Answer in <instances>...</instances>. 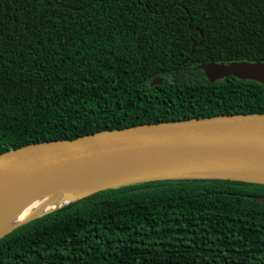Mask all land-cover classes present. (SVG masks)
<instances>
[{"label": "trees", "instance_id": "obj_1", "mask_svg": "<svg viewBox=\"0 0 264 264\" xmlns=\"http://www.w3.org/2000/svg\"><path fill=\"white\" fill-rule=\"evenodd\" d=\"M209 61H264V0H0V155L145 123L264 113V84H210L196 68ZM0 264H264V185L103 190L1 237Z\"/></svg>", "mask_w": 264, "mask_h": 264}, {"label": "water", "instance_id": "obj_2", "mask_svg": "<svg viewBox=\"0 0 264 264\" xmlns=\"http://www.w3.org/2000/svg\"><path fill=\"white\" fill-rule=\"evenodd\" d=\"M196 68L210 84L229 76L264 84V61H209ZM162 82L157 78L151 85ZM120 171L127 172L70 203L103 190L152 181L230 180L264 185V113L145 123L9 150L0 155V215L52 188ZM59 208L26 219L0 238Z\"/></svg>", "mask_w": 264, "mask_h": 264}, {"label": "bare ground", "instance_id": "obj_3", "mask_svg": "<svg viewBox=\"0 0 264 264\" xmlns=\"http://www.w3.org/2000/svg\"><path fill=\"white\" fill-rule=\"evenodd\" d=\"M127 171L114 172L106 176L86 181L70 183L44 191L34 198L21 203L18 207L0 215V235L9 231L26 219L64 206L91 191L96 185L111 178L123 175Z\"/></svg>", "mask_w": 264, "mask_h": 264}]
</instances>
